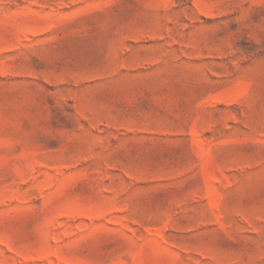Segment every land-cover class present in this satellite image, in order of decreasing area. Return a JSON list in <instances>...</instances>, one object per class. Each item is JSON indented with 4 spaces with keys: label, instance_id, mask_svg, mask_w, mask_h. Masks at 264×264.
<instances>
[{
    "label": "rangeland",
    "instance_id": "obj_1",
    "mask_svg": "<svg viewBox=\"0 0 264 264\" xmlns=\"http://www.w3.org/2000/svg\"><path fill=\"white\" fill-rule=\"evenodd\" d=\"M0 264H264V0H0Z\"/></svg>",
    "mask_w": 264,
    "mask_h": 264
}]
</instances>
